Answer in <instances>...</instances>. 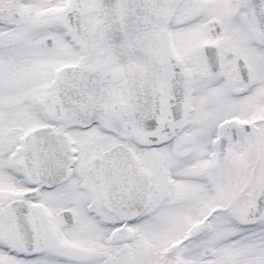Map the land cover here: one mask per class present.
<instances>
[{"label":"snow or ice","instance_id":"1","mask_svg":"<svg viewBox=\"0 0 264 264\" xmlns=\"http://www.w3.org/2000/svg\"><path fill=\"white\" fill-rule=\"evenodd\" d=\"M0 264H264V0H0Z\"/></svg>","mask_w":264,"mask_h":264}]
</instances>
